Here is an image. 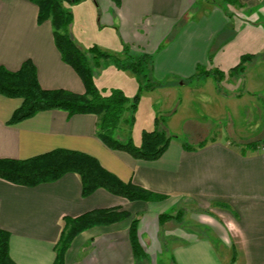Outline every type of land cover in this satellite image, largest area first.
Listing matches in <instances>:
<instances>
[{
	"label": "crops",
	"instance_id": "obj_1",
	"mask_svg": "<svg viewBox=\"0 0 264 264\" xmlns=\"http://www.w3.org/2000/svg\"><path fill=\"white\" fill-rule=\"evenodd\" d=\"M82 1L99 30L103 22L119 24L115 46L121 51L114 54L122 57L129 47L134 55H153L152 75L160 83L173 77L184 85L197 67L224 73L244 54H264V26L257 17L264 20V0ZM37 16L38 8L30 1L0 0V66L15 71L31 60L43 89L84 93L80 78L61 59L51 22L38 24ZM66 31L76 41L72 23ZM203 87L217 92L210 76L191 81V92L204 91ZM21 102L0 95V159L25 160L56 149L79 151L96 158L121 181L169 198L170 206L165 205L170 210L176 205L194 208L187 216L191 227H184L186 217L160 223V214L173 213L153 202H129L103 189L83 197L74 173L35 187L0 179V232L8 234L9 256L15 264H52L64 217L109 208H121L131 217L77 235L64 264H135L128 238L133 218L139 220L138 237L147 255L162 232L174 240L173 264H264V153L246 147L249 142H264V126L255 123L253 133L238 134L239 145L228 141L225 132L208 133L202 140L206 144L193 145V150L171 140L159 159L145 161L107 148L97 137L94 115L50 110L10 124Z\"/></svg>",
	"mask_w": 264,
	"mask_h": 264
},
{
	"label": "trees",
	"instance_id": "obj_2",
	"mask_svg": "<svg viewBox=\"0 0 264 264\" xmlns=\"http://www.w3.org/2000/svg\"><path fill=\"white\" fill-rule=\"evenodd\" d=\"M38 8L37 23L50 21L53 28V39L62 61L70 66L80 78L84 93L77 94L64 89H43L38 81L37 72L31 60H26L20 68L10 71L0 66V95L10 99L22 100L9 121L15 124L31 118L42 111L61 110L69 116L94 115L98 119L97 137L109 149L125 152L137 160L155 161L168 148L172 137L157 128L143 131L141 141L135 145L131 139L120 141L114 137L118 124L125 111L133 110L142 92L154 91L161 84L153 79L154 57L152 54H129L127 48L124 56L110 55L100 51L96 46L87 50L80 48L67 28L72 22V12L67 8L82 0H27ZM67 5V6H66ZM256 55L244 54L239 63L228 71L229 76L242 74L248 64L256 59ZM211 59V56H209ZM101 60L112 63L119 71H129L139 82L138 93L133 103L119 89L98 88L94 83L92 63L99 66ZM210 76L215 81L216 90L222 94L221 80L225 76L219 70H205L197 67L196 73L189 81ZM207 140L195 147L200 148ZM263 143V142H262ZM185 150H193L194 146L183 143ZM246 147H258V141L249 142ZM67 173L79 176L81 195L88 197L96 190L103 189L108 193L121 197L129 202H154L164 197L147 191L131 182H123L116 175L107 171L99 161L82 152L66 149H56L25 160L0 159V179L11 184L35 187L43 183L57 181ZM183 212L176 215L162 213L158 216L160 223L174 220L180 222ZM131 215L121 208L97 209L86 212L78 217H64V227L55 246V259L52 264H64L65 254L72 241L83 231L96 226H107L125 219ZM139 220L133 218L128 228V238L135 264H144L147 254L138 237ZM235 255L231 260L234 263ZM0 264H15L8 251V234L0 232Z\"/></svg>",
	"mask_w": 264,
	"mask_h": 264
},
{
	"label": "rangeland",
	"instance_id": "obj_3",
	"mask_svg": "<svg viewBox=\"0 0 264 264\" xmlns=\"http://www.w3.org/2000/svg\"><path fill=\"white\" fill-rule=\"evenodd\" d=\"M81 2L71 6L66 5L72 12L71 23L74 28L72 35L76 39L75 43L84 50L89 49L95 43L100 51L105 50L110 55H116L115 51H121L115 46L118 44L116 39L118 40L120 32L119 24L116 20L110 25L103 22L105 26L99 30L90 7H81ZM257 17L264 26L263 18H259L258 15ZM130 49L127 48L128 53ZM91 63L95 85L100 89L105 88L106 91L110 89L123 91L130 100L128 104L130 106L138 93L137 77L129 71L117 70L112 63H106L104 60L100 61L98 67L94 65V62ZM228 71L224 72L225 76L221 80L222 94H219L220 97L217 96V92L206 87H203L204 91L194 89L191 92V81L180 85L177 79L171 77L159 82L161 87L158 88L166 87L165 89L173 88V90L159 89L160 91L156 93H140L136 108L125 111L114 137L120 141L131 139L135 145H138L143 131H152L157 128L165 131L172 137V140L193 146L197 145V142L200 143L208 133L211 136H218L225 132L228 135L227 140L237 145L238 134L244 136L253 133L257 129L254 127L255 123H259L261 127L264 126V54L250 62L240 75L231 77ZM255 92H259L258 95ZM226 94H231L233 98L228 95L227 97ZM241 95L244 96L241 100L234 99V96ZM164 198L163 201L153 203L160 205L163 211L172 212L173 215L181 210L182 220L186 217L181 225L191 227V221L187 219V216L194 207L176 205L170 210L168 207L171 201L165 196ZM166 202H168V207L165 205ZM197 230L203 229L198 228ZM173 243V239L165 238L164 233L161 232L157 243L149 246V255L144 264H173L171 253Z\"/></svg>",
	"mask_w": 264,
	"mask_h": 264
},
{
	"label": "built area",
	"instance_id": "obj_4",
	"mask_svg": "<svg viewBox=\"0 0 264 264\" xmlns=\"http://www.w3.org/2000/svg\"><path fill=\"white\" fill-rule=\"evenodd\" d=\"M257 149L260 151V152H263L264 153V143H261L258 145Z\"/></svg>",
	"mask_w": 264,
	"mask_h": 264
}]
</instances>
